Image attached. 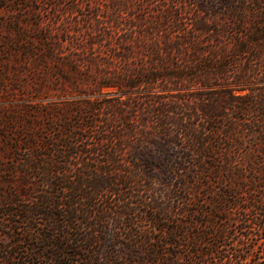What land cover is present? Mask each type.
<instances>
[{
    "label": "trees",
    "instance_id": "1",
    "mask_svg": "<svg viewBox=\"0 0 264 264\" xmlns=\"http://www.w3.org/2000/svg\"><path fill=\"white\" fill-rule=\"evenodd\" d=\"M64 1L61 93L0 114V264H261L264 0Z\"/></svg>",
    "mask_w": 264,
    "mask_h": 264
},
{
    "label": "rangeland",
    "instance_id": "2",
    "mask_svg": "<svg viewBox=\"0 0 264 264\" xmlns=\"http://www.w3.org/2000/svg\"><path fill=\"white\" fill-rule=\"evenodd\" d=\"M57 1L24 0V4L20 7L21 4L17 2L12 7H6V1L0 0V114L2 117L9 109L18 110L25 99L33 100L34 104L40 101L46 104L47 97L60 94L62 91V81L60 78L58 80V75H53L57 70V60L50 56L40 57V54L46 52L48 48L42 43L41 35L37 33L39 30H44L38 27L40 17L33 14L36 10H40L44 3ZM61 1L63 3L61 7L65 8L64 4L67 2ZM25 7H30L32 14L24 15L21 10L28 9ZM43 27L46 25L44 24ZM44 59L46 62L43 61ZM261 172L256 188L258 195L264 194V169H261ZM250 218H253L252 214ZM257 239L250 242L255 244V251L261 257L259 262L264 264V239Z\"/></svg>",
    "mask_w": 264,
    "mask_h": 264
}]
</instances>
